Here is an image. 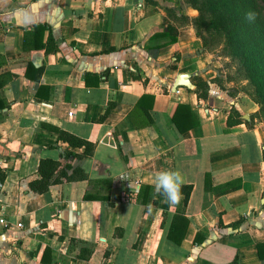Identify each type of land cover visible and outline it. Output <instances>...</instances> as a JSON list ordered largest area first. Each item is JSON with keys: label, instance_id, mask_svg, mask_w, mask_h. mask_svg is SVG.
Wrapping results in <instances>:
<instances>
[{"label": "crops", "instance_id": "crops-1", "mask_svg": "<svg viewBox=\"0 0 264 264\" xmlns=\"http://www.w3.org/2000/svg\"><path fill=\"white\" fill-rule=\"evenodd\" d=\"M197 14L187 0H0V264H264V125L247 121L255 102L198 96L193 76L208 63ZM38 23L56 52L25 47L24 28ZM180 76L190 86L175 89ZM143 94L154 95L148 114ZM179 103L200 125L180 132ZM233 107L243 122L229 123ZM59 128L93 141L94 154L61 158L84 147ZM42 158L88 179L34 193ZM161 170L193 185L184 211L155 191Z\"/></svg>", "mask_w": 264, "mask_h": 264}, {"label": "trees", "instance_id": "trees-1", "mask_svg": "<svg viewBox=\"0 0 264 264\" xmlns=\"http://www.w3.org/2000/svg\"><path fill=\"white\" fill-rule=\"evenodd\" d=\"M192 3V6L200 11V16L197 20H194L197 29L200 24H208L205 17L207 14H210L213 19L212 26L216 27L218 32L226 37L229 49L244 64L247 75L255 85L258 94L257 102L264 105V0H192ZM250 12L255 14L253 20L247 19V14ZM46 28L47 26L42 23L35 24L32 28H24L25 47L44 49L46 53L56 52L58 50V45L51 34L49 35L47 42H44ZM163 34L165 33H155L156 36ZM29 36L32 37L33 43L31 44H29ZM3 61L4 60H1L0 58V63ZM42 72V70L39 72V78H41ZM5 84L6 79L0 77V88ZM195 91L198 93V96H203L198 87H196ZM153 101L154 95L143 94L137 102V105L143 107V110L148 114L150 108H152ZM3 106V102L0 101V109ZM233 116H237V119H233ZM130 117L135 125H137L138 122L133 118L131 113ZM173 120L180 132L190 130L201 123L198 111L192 109L190 105L185 103L178 104ZM149 121L152 122L153 118L151 117ZM243 121L242 114L233 107L229 116V123L236 124ZM58 138L60 141L67 142L70 147H84V152L82 154L72 150H62L60 155L63 159L88 157L94 154L96 144L93 141L79 137L61 128L58 129ZM69 168H72L71 164L67 163L63 166L61 160L42 158L38 166L39 177L29 182L30 191L42 194L46 193L54 184H59L64 181L88 179V175L83 168L75 167L71 174L67 171ZM6 177V170L0 165V182H4ZM149 188V186H143L141 188L143 202L147 200ZM192 191L193 185L191 183L182 184V198L178 213L184 211L185 206L189 202ZM159 194L160 196H163V194ZM85 197L88 199L98 198L101 200H107V196L87 194ZM171 231L172 230H170L169 233L170 236ZM93 250V245L84 246V252L76 257L88 259ZM258 252L260 258L264 260V242L258 243Z\"/></svg>", "mask_w": 264, "mask_h": 264}, {"label": "rangeland", "instance_id": "rangeland-1", "mask_svg": "<svg viewBox=\"0 0 264 264\" xmlns=\"http://www.w3.org/2000/svg\"><path fill=\"white\" fill-rule=\"evenodd\" d=\"M187 1L190 2V0ZM190 3L193 4L192 0ZM194 8L198 11L194 18L197 20L200 11L196 7ZM205 20L208 21V24H197L198 29L196 22L194 23L196 33L202 40L206 54L204 58L208 63L205 72L193 76L195 87H198L203 95L218 91L225 93L230 99L238 98L241 103H244L243 101L251 102V104L255 102L256 111L249 115L247 121L264 125V105L257 102L258 94L255 85L247 75L244 64L231 52L226 37L218 32L216 27L212 26V16L207 14ZM243 107L248 109L246 106Z\"/></svg>", "mask_w": 264, "mask_h": 264}, {"label": "clouds", "instance_id": "clouds-1", "mask_svg": "<svg viewBox=\"0 0 264 264\" xmlns=\"http://www.w3.org/2000/svg\"><path fill=\"white\" fill-rule=\"evenodd\" d=\"M254 13H248L247 19L253 20ZM155 191L163 194L170 205H178L182 198L181 186L183 184V177L179 171L161 170L155 175ZM148 213L152 212V205H147Z\"/></svg>", "mask_w": 264, "mask_h": 264}, {"label": "built area", "instance_id": "built-area-1", "mask_svg": "<svg viewBox=\"0 0 264 264\" xmlns=\"http://www.w3.org/2000/svg\"><path fill=\"white\" fill-rule=\"evenodd\" d=\"M7 224H8V221L6 219V210L4 207H0V225L6 226Z\"/></svg>", "mask_w": 264, "mask_h": 264}, {"label": "water", "instance_id": "water-1", "mask_svg": "<svg viewBox=\"0 0 264 264\" xmlns=\"http://www.w3.org/2000/svg\"><path fill=\"white\" fill-rule=\"evenodd\" d=\"M179 85H187V86H190V82H189V80H184L183 76H180L175 81L174 88L176 89Z\"/></svg>", "mask_w": 264, "mask_h": 264}]
</instances>
